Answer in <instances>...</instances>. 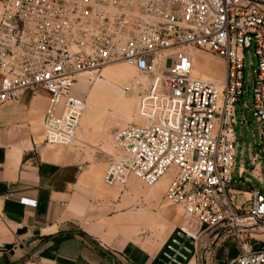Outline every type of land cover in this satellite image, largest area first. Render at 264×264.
<instances>
[{
    "label": "built area",
    "instance_id": "2783aa9c",
    "mask_svg": "<svg viewBox=\"0 0 264 264\" xmlns=\"http://www.w3.org/2000/svg\"><path fill=\"white\" fill-rule=\"evenodd\" d=\"M0 7V106L26 90L45 92V143L74 146L86 108L75 93L79 79L114 64L131 68L123 91L137 95V122L116 130L112 152H101L103 184L123 187L133 177L151 187L173 170L164 199L184 222L164 244V264H187L211 229L238 248L228 264H264V247L249 236L264 232V192L252 190L244 210L232 196L233 110L250 95L251 46V107L264 127V0H0ZM193 50L225 62L222 82L193 77ZM262 139L256 156H264Z\"/></svg>",
    "mask_w": 264,
    "mask_h": 264
},
{
    "label": "crops",
    "instance_id": "0c3cea01",
    "mask_svg": "<svg viewBox=\"0 0 264 264\" xmlns=\"http://www.w3.org/2000/svg\"><path fill=\"white\" fill-rule=\"evenodd\" d=\"M244 97L233 110L232 168L233 201L243 210L252 190L264 192V156H256L261 137L264 148V127L257 125L252 102ZM46 105L45 92L26 90L17 101L0 106V244L14 245L13 256L1 252L0 257L5 264H15L32 253L24 264H114L77 236H61L38 250L50 236L78 230L121 264H151L182 225V210L167 203L165 193L153 202L129 193L122 197L126 186L103 184L107 163L101 152L112 143L103 125L78 129L79 142L74 146L46 144L42 128ZM22 198L36 205L20 204ZM18 230L24 231L19 237ZM217 232L211 229L201 234L187 264H215L221 250V264L237 256L232 237L215 239ZM35 236L39 240L29 244L28 251L18 248ZM249 236L255 248L264 247V232L258 229Z\"/></svg>",
    "mask_w": 264,
    "mask_h": 264
},
{
    "label": "rangeland",
    "instance_id": "374dc122",
    "mask_svg": "<svg viewBox=\"0 0 264 264\" xmlns=\"http://www.w3.org/2000/svg\"><path fill=\"white\" fill-rule=\"evenodd\" d=\"M250 50V58L248 54L244 57V75L246 81L248 76L250 77V95L245 96L244 99L246 100V98L249 97V101L251 100L253 83L252 69H255L257 66L256 59L253 55V46H251ZM192 56L193 77L210 81L218 80L222 82L224 80L225 62L222 59L200 50H193ZM249 65H251V68ZM156 71L160 73L161 66H159ZM133 75L134 72L132 69H129L122 64H114L105 68L100 73L99 77L92 78L89 81L80 78L79 86L76 87V94H78L79 97H84L86 99V108L80 118L78 129L82 131H88L89 129L94 130L96 128L101 129V126L103 125L104 133L111 137L116 130L135 124L137 122V95L133 92L125 93L123 91V88L130 83ZM103 152L110 154L112 152V143L110 149ZM105 159L106 163H108L107 158ZM172 172V169L168 170L165 175L151 187H147L144 184L142 185L139 180L131 177L122 197L126 193H129L132 196H136V198L152 199L153 202L161 200L166 187L172 178ZM182 220L184 222V219ZM222 253L223 251L221 250L215 255V264H221ZM26 262L28 261H25L24 263Z\"/></svg>",
    "mask_w": 264,
    "mask_h": 264
},
{
    "label": "water",
    "instance_id": "95a60500",
    "mask_svg": "<svg viewBox=\"0 0 264 264\" xmlns=\"http://www.w3.org/2000/svg\"><path fill=\"white\" fill-rule=\"evenodd\" d=\"M23 230H18L16 232V236H21L23 234ZM67 235H71V236H77L80 237L88 246H90L93 250L99 252L100 254H102L103 256L107 257L108 259H110L114 264H121L119 262V260L113 255L111 254L109 251H107L106 249H104L103 247H101L100 245H98L97 243H95L93 240H91L87 235L83 234L82 232L75 230L72 232H63V233H58L55 235L50 236L49 238H47L45 241L41 242L38 246V250L47 242H52L56 239H58L61 236H67ZM39 238L38 237H31L28 238L26 240H23L18 248L20 250H27L29 247V244L38 241ZM1 252H8L10 254V256L14 255V245H7V244H0V253ZM32 254H26L25 257H23L21 260H19L18 262H16L15 264H22L24 261H26L27 259H29ZM0 264H5V261L2 257H0ZM202 264H205L204 262H202Z\"/></svg>",
    "mask_w": 264,
    "mask_h": 264
},
{
    "label": "trees",
    "instance_id": "16d2710c",
    "mask_svg": "<svg viewBox=\"0 0 264 264\" xmlns=\"http://www.w3.org/2000/svg\"><path fill=\"white\" fill-rule=\"evenodd\" d=\"M174 236V233L172 234V236L171 237H173ZM167 242H169V241H167ZM187 246L191 249V250H193V248H192V246L191 245H189V244H187ZM165 245L162 247V249L160 250V252L158 253V255L154 258V260L152 261V263L151 264H164V262H165V258H164V256H163V253L165 252Z\"/></svg>",
    "mask_w": 264,
    "mask_h": 264
},
{
    "label": "flooded vegetation",
    "instance_id": "af4514ba",
    "mask_svg": "<svg viewBox=\"0 0 264 264\" xmlns=\"http://www.w3.org/2000/svg\"><path fill=\"white\" fill-rule=\"evenodd\" d=\"M25 256H26V254H25ZM25 256H24V257H25ZM27 260H28V259H27Z\"/></svg>",
    "mask_w": 264,
    "mask_h": 264
},
{
    "label": "bare ground",
    "instance_id": "6f19581e",
    "mask_svg": "<svg viewBox=\"0 0 264 264\" xmlns=\"http://www.w3.org/2000/svg\"><path fill=\"white\" fill-rule=\"evenodd\" d=\"M193 74V73H192Z\"/></svg>",
    "mask_w": 264,
    "mask_h": 264
}]
</instances>
